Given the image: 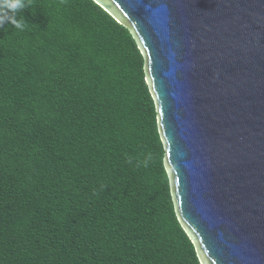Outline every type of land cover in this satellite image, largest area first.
Returning <instances> with one entry per match:
<instances>
[{
  "label": "trees",
  "instance_id": "trees-1",
  "mask_svg": "<svg viewBox=\"0 0 264 264\" xmlns=\"http://www.w3.org/2000/svg\"><path fill=\"white\" fill-rule=\"evenodd\" d=\"M18 18L0 28V264H201L128 28L94 0Z\"/></svg>",
  "mask_w": 264,
  "mask_h": 264
},
{
  "label": "water",
  "instance_id": "water-1",
  "mask_svg": "<svg viewBox=\"0 0 264 264\" xmlns=\"http://www.w3.org/2000/svg\"><path fill=\"white\" fill-rule=\"evenodd\" d=\"M135 39L201 264H264V0H94Z\"/></svg>",
  "mask_w": 264,
  "mask_h": 264
},
{
  "label": "clouds",
  "instance_id": "clouds-1",
  "mask_svg": "<svg viewBox=\"0 0 264 264\" xmlns=\"http://www.w3.org/2000/svg\"><path fill=\"white\" fill-rule=\"evenodd\" d=\"M30 7V0H0V28L11 25L13 28L23 31L26 23L23 19H19V14ZM152 160L151 154L145 156L142 161H137L136 166L148 167ZM128 164H133L132 157H127ZM103 185H101V189ZM98 195L97 191H93V196Z\"/></svg>",
  "mask_w": 264,
  "mask_h": 264
}]
</instances>
